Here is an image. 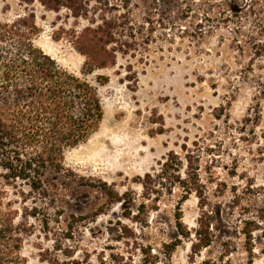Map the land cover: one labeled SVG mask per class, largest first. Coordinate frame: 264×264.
I'll use <instances>...</instances> for the list:
<instances>
[{
    "label": "rangeland",
    "instance_id": "obj_1",
    "mask_svg": "<svg viewBox=\"0 0 264 264\" xmlns=\"http://www.w3.org/2000/svg\"><path fill=\"white\" fill-rule=\"evenodd\" d=\"M70 4L82 14L0 0V20L33 12L34 44L76 74L85 58L73 35L102 18L113 26L114 64L88 75L107 77L103 118L65 152L71 171L58 178V199L23 198L24 184L8 188L17 220L37 208L22 256L28 264H264V0ZM171 158L191 190L156 182L158 200L141 210L140 178L156 180ZM104 183L123 198L111 203ZM200 194L212 242L194 253ZM177 216L189 236L178 233Z\"/></svg>",
    "mask_w": 264,
    "mask_h": 264
},
{
    "label": "trees",
    "instance_id": "obj_2",
    "mask_svg": "<svg viewBox=\"0 0 264 264\" xmlns=\"http://www.w3.org/2000/svg\"><path fill=\"white\" fill-rule=\"evenodd\" d=\"M40 1L49 8L64 5L75 16L82 14L70 0ZM112 27V21L102 18L99 24L86 26L73 35V47L85 58L80 74H76L34 44L39 27L33 12L0 20V264H28L21 250L31 232L32 225L27 219L37 212L33 207L20 215L22 220H17L18 210L8 188L24 184L28 191L20 190L23 198L37 195L54 202L61 191L58 178L69 177L71 171L65 167V152L86 141L103 118L99 85L107 77L98 74L93 81L88 75L114 64V49L110 46ZM179 169V160L171 158L163 162L156 180L149 172L140 178L141 210L147 206L145 200L151 197L158 200L162 189L156 182L168 180L173 185L177 181L183 190H191L179 176ZM102 191L111 203L123 198L105 183ZM204 201L200 194L201 210L191 245L194 253L212 242L210 216L204 209ZM175 225L181 236H189L180 216ZM252 230H243L248 241ZM70 231L69 227L66 237L71 235ZM176 244L168 246V253Z\"/></svg>",
    "mask_w": 264,
    "mask_h": 264
}]
</instances>
